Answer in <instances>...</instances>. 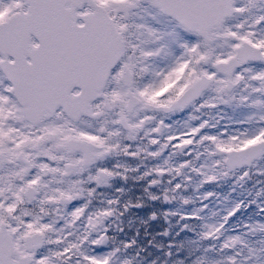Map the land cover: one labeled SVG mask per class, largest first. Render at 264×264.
<instances>
[{
  "label": "flooded vegetation",
  "instance_id": "obj_1",
  "mask_svg": "<svg viewBox=\"0 0 264 264\" xmlns=\"http://www.w3.org/2000/svg\"><path fill=\"white\" fill-rule=\"evenodd\" d=\"M250 42L264 56V36ZM15 57L0 51V264H173L203 233L201 208L214 209L209 249L223 264L263 247L264 132L246 133L257 93L219 106V128L201 98L163 108L188 70L156 85L138 52L89 90L73 85L69 101L45 98L50 85L21 76ZM250 64L264 60L234 72Z\"/></svg>",
  "mask_w": 264,
  "mask_h": 264
},
{
  "label": "water",
  "instance_id": "obj_2",
  "mask_svg": "<svg viewBox=\"0 0 264 264\" xmlns=\"http://www.w3.org/2000/svg\"><path fill=\"white\" fill-rule=\"evenodd\" d=\"M150 1L161 13L172 17L184 29L194 31L206 43L210 42L213 29H220L225 19L233 17L234 13L233 0ZM23 2L25 10H18L0 22V51L4 55L14 54L15 63L25 65L21 76L29 80L43 79L50 85L44 93L42 91L43 96L49 98V94H53L52 98H55L62 92L63 101H69L66 96L75 84H81L85 92L98 81H105L110 69L124 54V41L102 5L95 0ZM85 5L91 10L78 12ZM32 37L36 44L32 43ZM234 50L235 53L225 61L218 60L214 64V68L226 76V89L235 85L230 77L238 66L249 60H264L260 48L249 41H241ZM27 55L31 58L28 64L24 62ZM2 68L14 80L6 66L2 65ZM127 75L130 77L129 72ZM210 82L207 74L200 73L175 103L183 108L198 99ZM16 91L21 94L19 89ZM19 101L23 102L22 99Z\"/></svg>",
  "mask_w": 264,
  "mask_h": 264
},
{
  "label": "rangeland",
  "instance_id": "obj_3",
  "mask_svg": "<svg viewBox=\"0 0 264 264\" xmlns=\"http://www.w3.org/2000/svg\"><path fill=\"white\" fill-rule=\"evenodd\" d=\"M101 4L113 19L114 25L124 37L125 47L131 53L140 56L142 64H150L151 79L156 85L163 81H176L179 74L188 70L189 84L200 75L207 74L211 78V86L201 97L215 124L221 128L219 106L234 107L239 100H249L253 92L259 100L256 110L248 109L247 120L251 122L246 133L252 135L258 131L264 132V125L258 126L257 115L264 120V67L250 64L235 71L231 81L238 80V86L225 90L226 77L214 69L217 60H226L234 53V48L243 40L252 41L253 37L264 36V0H233L234 14L226 19L220 29H213L210 42L205 43L195 32L184 30L175 20L163 15L149 0H95ZM251 5V8L249 7ZM25 9L23 0H0V21L10 13ZM85 7L82 11H87ZM260 20H263L259 22ZM259 27H258V26ZM251 86L249 91L241 87ZM237 102V103H236ZM199 112L200 110L197 109ZM263 130V131H262ZM205 199L204 197H202ZM211 214L202 225V232L194 239L191 255L186 258H175L173 264H223L224 259L211 246L212 236L216 233L217 222L213 210H203ZM208 239L203 242L202 239ZM263 241V238H262ZM259 244V243H258ZM262 248H257V254L242 255L240 264H264V242ZM214 249V248H213Z\"/></svg>",
  "mask_w": 264,
  "mask_h": 264
}]
</instances>
